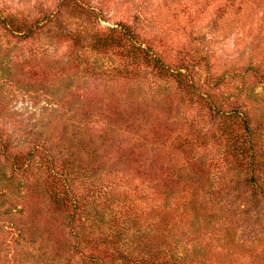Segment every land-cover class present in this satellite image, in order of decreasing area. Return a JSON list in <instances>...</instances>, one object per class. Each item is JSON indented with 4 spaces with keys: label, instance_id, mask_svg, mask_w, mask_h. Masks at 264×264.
Listing matches in <instances>:
<instances>
[{
    "label": "rangeland",
    "instance_id": "374dc122",
    "mask_svg": "<svg viewBox=\"0 0 264 264\" xmlns=\"http://www.w3.org/2000/svg\"><path fill=\"white\" fill-rule=\"evenodd\" d=\"M80 1L92 9L93 25L82 20L73 11L72 4L63 9L62 0H0V12L25 20L27 24L44 14L55 18L59 12L58 23L67 30L94 26L104 31L123 25L166 66L176 68L188 64L200 83L207 81L206 77L210 83L222 78L228 86L215 91L220 100L225 102L241 91L256 109L253 125L260 134V176L264 185V93L250 75L252 68L264 66V0ZM56 30L52 24L35 38L25 40L0 28V128L11 135L13 147L28 149L43 141L46 148L55 151L66 127L76 132L86 127V137L97 142V136L108 130L107 103L143 113L140 119L149 118V128L155 122V129L169 136L166 143L189 142L193 132L188 124L192 119H198V128L201 119L208 124V112L196 106L186 107L172 84L155 83L146 75L145 82L150 87L143 89L122 80L82 76L69 69L66 62L74 49L71 41L53 38ZM202 58L208 60V72ZM88 59L95 68L107 69L120 64L112 54L89 53ZM152 98L163 103V108L157 109ZM84 117L89 118L84 120ZM107 137L112 139L107 143L111 145L110 155L102 154L101 160L123 161L125 158L113 154L117 149H130L133 139L127 134L114 136L113 130H108ZM148 143L150 139L139 144L150 146ZM220 154L215 146L209 145L203 158L208 164H222ZM138 163L131 182L110 178V183H102L108 187L94 205L104 211L107 219L115 218L124 224L125 229L131 226L121 220V208L130 199L138 197L139 200L144 190L160 196L169 188L160 181L165 175L145 177ZM3 165L0 154V168ZM169 165L165 160L160 161V172L165 174ZM224 170L226 167L221 168ZM9 171L5 167L7 175ZM233 175L229 171L226 182ZM17 179L20 187L12 196L0 198V264H78V257L70 259L68 254V246L74 242L69 239L67 229L60 226L61 217L50 210L48 202L32 196L23 187L20 176ZM221 185L215 183L214 187L198 192V212L190 215L192 221L176 220L174 234L179 243L178 253L194 254L208 264H229L232 258L238 260L236 264H264V210L249 202L243 190H233L224 200L218 198L213 204L211 193L220 191ZM179 190L188 191L185 187ZM4 192L0 187V196ZM24 227L30 233H22ZM36 227L37 232L33 231Z\"/></svg>",
    "mask_w": 264,
    "mask_h": 264
},
{
    "label": "trees",
    "instance_id": "16d2710c",
    "mask_svg": "<svg viewBox=\"0 0 264 264\" xmlns=\"http://www.w3.org/2000/svg\"><path fill=\"white\" fill-rule=\"evenodd\" d=\"M70 4L82 20L94 24L95 15L91 8L80 0H62L61 6L64 9ZM58 14L55 18L44 14L27 24L25 20L0 12V28L12 36L30 40L53 24L57 29L53 38L67 39L72 43L74 51L66 62L69 69L82 76L114 82L122 80L142 88L150 87L145 82L146 75L155 83L172 84L186 107L196 106L208 112V124L201 119L198 128V119H192L188 124L193 132L189 142L178 143L177 140L166 143L169 136L155 129V122H151L149 128V118L140 119L143 113L107 103L105 116L108 130H113L114 136L127 134L133 139L130 149L114 152L113 155L125 158L121 162H106L100 158L104 156L102 154L110 155L111 145L107 143L112 139L107 137L108 130L100 133L96 142L86 137V127L79 132L66 127L54 151L53 148H46L43 141L28 149L13 147L11 135L0 128V154L4 163L0 168V187L5 189L0 198L4 200L12 196L20 187L17 179L20 176L24 181L23 187L35 198L48 202L50 210L61 217L60 226L67 229L69 239L74 242L69 244L68 254L70 259L77 256L78 264H208L194 254L178 253L179 243L174 234L176 220L192 221L190 215L198 212V192L214 187L215 183L223 185L220 191L211 193L213 204L218 202V198L224 200L233 190H243L241 192L248 195L249 202L264 210L260 134L253 125L255 107L241 91L226 98L225 102L220 100L215 91L228 86L222 78L210 83L206 77L207 81L200 83L193 74L192 66H166L149 46L138 42L126 26L117 25L104 31L94 26L92 29L67 30L58 23ZM89 53L112 54L120 64L107 69L95 68L88 59ZM202 59L208 72V60ZM250 75L258 81L264 93V66L252 68ZM151 101L158 106L157 109L163 108V103L154 98ZM168 110L171 112L170 106ZM88 118L84 117V120ZM148 139L150 146L139 144ZM209 145L220 151L222 164H208L204 160L203 155L209 151ZM164 160L170 163L165 174L159 170V162ZM122 162H125L124 166L120 164ZM137 163L145 177L165 175L160 181L169 188L160 196H152L144 190L145 194L139 200L138 197L130 199V203L121 208V220L128 221L131 226L125 229L124 224L115 218L107 219L104 211L97 210L94 205L98 197L105 195V188L108 187L102 183H110V178L131 182ZM5 167L10 170L8 175ZM222 167L226 170L221 171ZM229 171L234 175L226 182L225 175ZM180 187H185L190 193L179 190ZM30 218L28 215L27 219ZM36 230L37 227L33 231ZM21 231L26 234L30 230L24 227ZM57 249L60 250L59 246ZM55 256L59 257L58 254ZM237 262L232 258L229 264Z\"/></svg>",
    "mask_w": 264,
    "mask_h": 264
}]
</instances>
